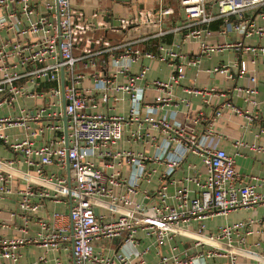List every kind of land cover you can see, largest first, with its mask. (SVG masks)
<instances>
[{
  "label": "built area",
  "instance_id": "obj_1",
  "mask_svg": "<svg viewBox=\"0 0 264 264\" xmlns=\"http://www.w3.org/2000/svg\"><path fill=\"white\" fill-rule=\"evenodd\" d=\"M213 3L217 5L216 13L206 9V5ZM7 4H19L27 22L18 29L17 35L40 38L31 43L15 42L11 50H7L4 44L0 45V107H13L19 96H41L48 98L46 106L50 109L54 106L61 109L45 113V108L33 111L24 106L20 107V116L0 117V141L15 155L13 159H0V199L16 196L17 210L11 211L10 216L11 219H18V230L26 233L33 214L42 207L45 199L59 202L67 196L69 225L61 223L64 214L54 212L56 223L50 227L46 221L39 220L41 229L33 236H0V258L16 264L21 249L28 243H34L67 251L72 264H145L144 254L148 248H138L139 233L143 232L157 246L182 236L190 240L195 250L194 254L188 255L179 251L176 245L169 244L168 255L157 249V259L153 264H206L208 259L216 257L225 258V264H239L241 256L264 263L263 254L240 247V243L253 233V219L226 223L214 232H207L204 223L216 215L264 205V178L241 175L235 168L234 155L219 147V135L211 126L198 135L192 127L176 122V110L160 114L164 107L170 105L172 84L184 76L185 66L199 63L201 56L211 52L233 45L238 48L241 44L223 42L212 45L202 41L196 56L179 63L176 59L181 55L176 52L153 53L132 48L131 43L110 47L104 41V47L94 52L86 36L92 27L84 22L83 11L73 6L71 0H0V6ZM178 4L184 17L193 24L203 25L223 18V25L218 31L220 34L231 32L242 36H264V25L257 26L244 17L245 10L263 6L264 0H178ZM159 12L162 16L171 15L174 8L164 7ZM233 15L237 16L236 20L230 19ZM134 19L142 24L158 20L150 11H141ZM121 21L123 25L133 24L132 21ZM3 25L4 21L0 23V26ZM204 32L205 35L212 33L207 28ZM201 34L202 28H194L188 31L185 38H200ZM119 49L120 52L116 53ZM76 50L80 51L78 55H75ZM160 50L164 49L160 47ZM243 50L253 55L264 54V46L248 45ZM101 53L112 56L116 72L124 77V81L118 83L115 73L103 75L97 72L94 74V85L84 87V74L78 69L95 66L97 63L93 57ZM12 55L18 61L10 62ZM143 58L168 61L172 67L168 80L154 79L139 85L138 81L144 80L148 67L142 65L138 73L131 74L130 65ZM35 63L40 66L18 71L19 66L26 68ZM233 65L238 68V75L245 73L244 60L236 59ZM214 70L229 73L226 65ZM25 77L33 89L15 83ZM42 79L55 82V86L47 91H35ZM236 90L246 95L248 104L257 106L255 76H250L248 84L236 87ZM192 91L196 94L203 92L200 89ZM96 92H99L98 98ZM110 98L113 101L127 99L128 113H111L107 106ZM226 106L230 107V104L220 107ZM142 109L145 111L143 116ZM233 111L242 112L236 108ZM215 115L220 116L221 111H216ZM64 116L67 117L66 134L35 147L36 139L45 130H62L61 119ZM43 117L51 121L46 125L31 126V122ZM130 121L148 123L145 136L146 142L154 148L152 154L125 149L111 151V146L120 140L125 125ZM11 127H22L23 137L10 142L4 129ZM138 135L134 132L131 138L137 139ZM98 153L104 159L96 165L93 160ZM18 156L35 172L19 170L14 165L20 161ZM189 156H198L201 165L196 167L188 162L187 168L195 172L188 173L182 180H175L174 172ZM115 159L118 160L115 162ZM123 162L129 167L126 177L121 174ZM50 164L69 167V177L51 175L42 178L45 166ZM154 175L159 178L155 189L143 191L145 202L135 200L140 184L143 181L150 183ZM15 177L25 182L23 188L13 187ZM169 184L180 186L169 194ZM116 188L120 192L115 193ZM99 208L108 214L99 213ZM6 226L0 216V230ZM66 229L69 233L64 232ZM114 238H121V241L112 253L107 247L95 249L96 242ZM35 264H47V257L40 255ZM54 264L64 263L55 258Z\"/></svg>",
  "mask_w": 264,
  "mask_h": 264
},
{
  "label": "crops",
  "instance_id": "obj_2",
  "mask_svg": "<svg viewBox=\"0 0 264 264\" xmlns=\"http://www.w3.org/2000/svg\"><path fill=\"white\" fill-rule=\"evenodd\" d=\"M73 6L80 9L84 13V22L92 28L87 32L86 36L91 41V49L95 51L101 50L107 42L108 45L117 46L126 43H131L132 48H138L153 53L173 51L181 55L176 62L185 61L187 58L194 57L199 53L200 43L204 41L207 44H220L228 42L231 44H241L236 48L229 47L222 51L211 52L209 55H204L199 58V63L195 65L185 66L184 76L172 84V101L168 107H164L160 114L168 112V110H176V122L181 125L192 127L198 135H201L206 129L211 126L214 132L219 135V147L223 148L227 153L234 155L235 168L243 176L262 179L264 178V54L253 55L243 48L248 45L264 46V36L257 35L242 36L237 33L220 34L218 31L223 25L224 19L219 18L211 21L208 24L196 25L193 21L187 20L184 17L178 0H130L129 2H121L114 0H71ZM126 3H130V9ZM40 5V4H39ZM171 6L174 8V13L171 15H159V11ZM208 12L216 13L217 5H206ZM150 11L158 18L156 23L142 24L136 21L140 12ZM264 5L256 9H247L244 11V17L249 19L257 26L264 25ZM124 21H132L133 24L123 25ZM236 20L237 16L230 17ZM4 21V25L0 26V45L4 44L7 50L12 49L15 42L31 43L38 40L39 36L34 35H17L18 29L26 25L25 16L20 11L19 4L11 6L10 4L0 6V23ZM96 27H94V26ZM194 28H202L200 38H185L189 30ZM209 29L211 35H205L204 29ZM97 43H94L95 41ZM162 47L164 50H160ZM120 49L116 51L119 53ZM80 53L75 51V55ZM95 66H87L79 68L84 79L82 85L84 87H92L95 83L97 72L103 75L115 73V79L118 83L124 81V77L116 72V67L112 56L108 53H101L93 57ZM242 59L246 64L245 73L238 75V68L233 65L234 60ZM18 58L14 55L10 58V62H16ZM147 66L144 80L138 81L139 85H143L154 79L163 81L168 80L172 72V67L168 61H159L156 59L143 58L142 60L130 65V73H138L141 66ZM226 65L229 69L228 74L215 71L214 68ZM34 66H40L39 63L30 64L26 68L18 67V71L31 70ZM255 76L257 80L258 93L255 97L258 102L257 106H251L245 100L246 95L243 92L236 90V87H245L248 84L249 77ZM43 80V81H42ZM41 81L37 88V92L47 91L51 86H55V82H47L45 79ZM17 85H23L27 88H32L27 77L15 82ZM33 89V88H32ZM200 89L203 92L200 94L194 93L192 90ZM99 97V92L95 94ZM126 98V97H125ZM48 98L41 96H19L13 107L3 105L0 107V117L2 116H20V107H26L29 110L38 111L40 108H45V113L51 111H59L61 108L54 106L51 109L46 106ZM223 104H230V107L221 108ZM107 106L111 113L126 115L129 109L127 99L113 101L109 99ZM234 108L240 109V114L235 113ZM216 111H221L220 116H216ZM145 111L142 109L141 114ZM199 119V120H198ZM51 120L43 117L40 120L31 122V126L37 127L46 125ZM63 128L60 131L45 130L35 142V147H39L45 142L55 139L66 134L64 120L61 119ZM149 125L144 121H130L125 125L122 136L115 144L111 146V151L131 150L141 151L152 154L153 146L146 142L145 133L148 131ZM138 133V138H131L132 133ZM4 133L8 136L9 141L21 139L24 135L22 127H11L4 129ZM154 134V133H153ZM240 143V144H238ZM103 150H101L102 152ZM14 153L9 147L0 141V159H13ZM19 162L14 165L22 171L29 170L31 173L35 171L26 166L21 161V156H18ZM103 157L98 153L93 162L99 165L103 161ZM118 159H115V162ZM192 162L196 167L201 165V160L198 156H189L180 168L174 172L175 180H182L186 175L193 174L194 170L187 168V163ZM150 165V164H149ZM121 168L122 177L128 175V166L123 162ZM153 166V165H152ZM109 172L110 169H107ZM54 176H68V167H59L55 164L45 166L42 178ZM251 180V178L249 179ZM159 178L153 176L150 183L143 181L139 186V193L135 195V200L145 202L142 198L144 190L151 192L158 185ZM13 187L23 188L25 182L17 177L12 180ZM180 184H169L168 193L172 194L175 187ZM40 188V187H39ZM42 189L45 187H41ZM115 193L120 192L116 188ZM37 198H33L36 200ZM16 196L12 195L4 199H0V216L7 223L5 228L0 230V236L19 237L33 236L41 229L38 221H46L52 227L56 221L53 218V213L64 214L61 223L65 226L69 225L67 219L69 211V197L64 196L61 201L54 202L52 199H45L41 208L36 211L32 220L28 224L26 233L18 230V219H11V211H16ZM101 214H108L104 209H98ZM247 219H253V233L246 237L244 243H240V247L248 248L258 254L264 255V205H257L247 209H236L228 212L226 215H216L204 221L205 230L214 232L218 226L231 224ZM64 232L69 233V230ZM140 245L139 249L148 248L144 254L145 264H153L156 259L157 249L163 254L168 255L169 244H174L179 251H185L188 255L195 253L194 247L190 240L182 236H177L169 242H165L157 246L150 237H147L143 232L139 233ZM121 238L112 240H101L95 243V249L107 247L112 253L118 248ZM259 244L256 245L255 243ZM236 243V242H235ZM20 258L16 264H35L40 255L47 257V264H54V259L59 258L64 264H72L70 254L63 249H55L52 246L44 247L39 244L28 243L20 251ZM225 258L216 257L208 259L206 264H225ZM239 264H264L257 260L241 256L238 259ZM0 264H14L8 259L0 258Z\"/></svg>",
  "mask_w": 264,
  "mask_h": 264
},
{
  "label": "water",
  "instance_id": "obj_3",
  "mask_svg": "<svg viewBox=\"0 0 264 264\" xmlns=\"http://www.w3.org/2000/svg\"><path fill=\"white\" fill-rule=\"evenodd\" d=\"M114 1L129 2L130 0H114ZM63 80H64V75H63V71H61V75H60L61 85H63ZM66 119H67V117L64 116L63 120H64L65 131H66ZM68 172H69V167H68ZM96 212L97 211L95 210V213Z\"/></svg>",
  "mask_w": 264,
  "mask_h": 264
},
{
  "label": "rangeland",
  "instance_id": "obj_4",
  "mask_svg": "<svg viewBox=\"0 0 264 264\" xmlns=\"http://www.w3.org/2000/svg\"><path fill=\"white\" fill-rule=\"evenodd\" d=\"M128 6H129V8L131 9L132 8V6H131V4L130 3H126Z\"/></svg>",
  "mask_w": 264,
  "mask_h": 264
}]
</instances>
